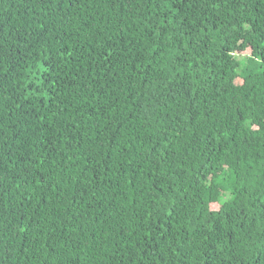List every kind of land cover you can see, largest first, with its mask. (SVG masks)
<instances>
[{
	"label": "trees",
	"instance_id": "1",
	"mask_svg": "<svg viewBox=\"0 0 264 264\" xmlns=\"http://www.w3.org/2000/svg\"><path fill=\"white\" fill-rule=\"evenodd\" d=\"M0 264H264V0H0Z\"/></svg>",
	"mask_w": 264,
	"mask_h": 264
}]
</instances>
